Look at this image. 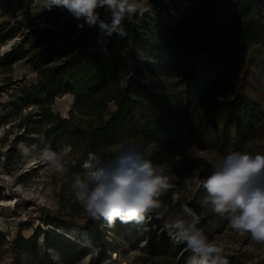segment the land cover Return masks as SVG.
<instances>
[{
  "label": "trees",
  "instance_id": "16d2710c",
  "mask_svg": "<svg viewBox=\"0 0 264 264\" xmlns=\"http://www.w3.org/2000/svg\"><path fill=\"white\" fill-rule=\"evenodd\" d=\"M32 2L9 0L12 14L18 16ZM97 12L99 20L110 22L103 7ZM67 14L53 7L27 23H0V48L20 38L0 55V94L22 82L24 77L12 75L17 62L36 73V82L22 89L21 105L32 108L18 127L41 135L52 149L71 144L67 158L75 166L70 164L69 175L81 171L89 151L108 159L119 145L211 148L222 156L259 154L254 148L264 142V109L243 98L239 87L251 50L264 47V0H173L157 12L127 17L122 26L128 35L105 34V52L97 48L103 33L99 20L94 26L80 27L83 21L76 19L58 25ZM131 50L144 56L135 55L137 77L154 79L162 96L140 79L127 80ZM66 94L73 102L62 116L52 105ZM98 223L116 237L130 224ZM87 231L93 245L107 240L101 229L87 226ZM7 245L25 254L28 264H48L35 233L11 240L0 230V263ZM190 255L184 244L160 231L133 264H186ZM224 256L228 264H247L241 256ZM105 259L97 252V264ZM64 264L73 262L67 258ZM254 264H264V259Z\"/></svg>",
  "mask_w": 264,
  "mask_h": 264
},
{
  "label": "rangeland",
  "instance_id": "374dc122",
  "mask_svg": "<svg viewBox=\"0 0 264 264\" xmlns=\"http://www.w3.org/2000/svg\"><path fill=\"white\" fill-rule=\"evenodd\" d=\"M178 1V0H176ZM143 2V0H142ZM173 0H147L150 10L157 12L161 6L171 5ZM42 0L33 2L22 9L18 16L11 12L9 0H0V21L9 19L27 23L37 13L45 10ZM105 14L110 12L104 8ZM69 14L58 21L73 20ZM105 21V20H103ZM51 27V26H50ZM20 38L13 40L18 41ZM10 42V41H9ZM8 42V43H9ZM107 39L104 33L98 36L97 48L106 51ZM2 47V46H1ZM11 48V47H10ZM1 55V53H0ZM135 51L127 54L126 77L128 81L140 79L150 91L162 96L154 79L137 77ZM16 79H22L0 94V230L13 240L19 236L28 237L36 234L41 255L48 264H64L70 258L73 264H97L96 254L101 251L105 260L99 264H133L145 249L154 234L166 230L163 222L169 216H175L179 211V203H187L197 215L200 222L197 225L210 240L223 248V254H235L254 264L264 259V244L253 241L250 234L240 236L228 227V221L214 215L210 208L202 206L207 195L202 182L214 170V165L223 157L218 152L191 147H165L149 145L143 150L150 155L154 163L166 165V174L175 188L170 190L162 201L168 205L165 211L162 207L151 214V219L145 223L131 222L126 231L117 237L109 228L88 217L78 202L75 201L69 183L53 172L46 164L40 162L38 156L24 158L18 151V145H36L37 150L48 146L41 135L27 134L18 127L21 117L27 115L32 107L21 105L25 86L36 82V73L22 62H17L12 70ZM239 93L248 101L260 105L264 109V47L258 46L251 50L246 68L239 87ZM73 96L66 94L55 98L52 105L54 112L67 116L72 106ZM144 110H139L138 118L143 123ZM50 147V146H49ZM122 146L111 149L115 153ZM259 154H264V142H258L254 148ZM70 178V175H69ZM177 192L180 201L171 205L172 193ZM158 220L156 223L155 220ZM57 220L55 225L48 222ZM91 226L96 231L103 230L107 234L105 242L93 245L87 231ZM0 264H28L25 254L14 251L7 245Z\"/></svg>",
  "mask_w": 264,
  "mask_h": 264
},
{
  "label": "clouds",
  "instance_id": "9594fccd",
  "mask_svg": "<svg viewBox=\"0 0 264 264\" xmlns=\"http://www.w3.org/2000/svg\"><path fill=\"white\" fill-rule=\"evenodd\" d=\"M43 8L58 7L84 24L94 26L99 20L98 8L110 12V22L99 20L101 31L110 36H127L123 21L133 15L150 11L147 0H42ZM24 158L38 156L55 174L69 183L72 195L88 217L101 219L113 226L121 223H145L151 214L168 205L162 201L175 185L166 174V165L156 164L150 155L136 145H123L108 159L89 151L80 172H71L67 158L73 151L71 144L58 150L21 142L18 146ZM207 195L202 206L214 215L225 218L228 227L240 236L250 234L253 241L264 244V154L230 152L215 165L213 172L203 180ZM180 196L172 193L171 205L179 203ZM200 216L187 203H179V211L163 222V228L176 244H184L191 255L186 264H228L223 248L210 240L197 227Z\"/></svg>",
  "mask_w": 264,
  "mask_h": 264
},
{
  "label": "water",
  "instance_id": "95a60500",
  "mask_svg": "<svg viewBox=\"0 0 264 264\" xmlns=\"http://www.w3.org/2000/svg\"><path fill=\"white\" fill-rule=\"evenodd\" d=\"M12 44H13V40L10 41V42L8 43L7 47H6L5 49H3V50H4V51L9 50L10 47L12 46ZM2 48H3V46H2ZM4 51H2V52H0V53L2 54Z\"/></svg>",
  "mask_w": 264,
  "mask_h": 264
},
{
  "label": "bare ground",
  "instance_id": "6f19581e",
  "mask_svg": "<svg viewBox=\"0 0 264 264\" xmlns=\"http://www.w3.org/2000/svg\"><path fill=\"white\" fill-rule=\"evenodd\" d=\"M8 45V44H7ZM7 45L3 46V48L1 47L0 49H5L7 47ZM4 51V50H3Z\"/></svg>",
  "mask_w": 264,
  "mask_h": 264
},
{
  "label": "crops",
  "instance_id": "0c3cea01",
  "mask_svg": "<svg viewBox=\"0 0 264 264\" xmlns=\"http://www.w3.org/2000/svg\"><path fill=\"white\" fill-rule=\"evenodd\" d=\"M9 5H10V4H9ZM10 7H11V5H10ZM11 12H12V11H11ZM6 20H9V19H6ZM2 21H4V20H1L0 23H1Z\"/></svg>",
  "mask_w": 264,
  "mask_h": 264
},
{
  "label": "snow or ice",
  "instance_id": "6c2138e0",
  "mask_svg": "<svg viewBox=\"0 0 264 264\" xmlns=\"http://www.w3.org/2000/svg\"><path fill=\"white\" fill-rule=\"evenodd\" d=\"M3 51V49H0V52H2Z\"/></svg>",
  "mask_w": 264,
  "mask_h": 264
}]
</instances>
